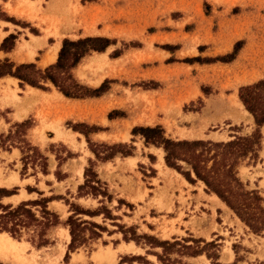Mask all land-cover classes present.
I'll use <instances>...</instances> for the list:
<instances>
[{
    "label": "rangeland",
    "instance_id": "1",
    "mask_svg": "<svg viewBox=\"0 0 264 264\" xmlns=\"http://www.w3.org/2000/svg\"><path fill=\"white\" fill-rule=\"evenodd\" d=\"M81 4L82 7L78 5L73 8V16H77L78 12L82 14L81 21L76 26L72 25L74 30L71 32V39H67L100 36L115 42L106 52H94L85 57L73 75L80 84L90 88H98L105 80L110 83L109 90L101 96V101H90L83 105L86 109L84 121H69L66 125L72 128L76 124L84 123L106 129L109 135L106 140H94L89 136L93 143L92 148L96 151L116 144H126L134 146L132 156H147L152 165L138 164L135 169L139 185V180H142L149 187L148 182L155 176V168L160 174H164L157 162V159L164 160V153L160 148L145 146L139 136H132L131 130L134 127L160 125L164 128L166 137L173 140L228 141L233 135H249L253 131V117L242 106L238 91L242 86L264 80V0H95L90 3L81 1ZM237 42H241V45L232 62H211L217 57L232 53ZM192 58H199L201 61H185ZM112 111H118L121 115L108 123L106 119L108 120V114ZM78 129L87 131L82 127ZM22 133H25L24 130L18 129L13 137L21 139ZM262 136L256 165H247L245 162L238 172L239 178L248 184L250 190H258L264 197V127ZM13 137L3 139V147L8 149L10 145L20 146L21 151L27 154L26 145L17 143V138ZM146 147L152 148L151 152ZM49 150L60 160L67 151L61 145L51 146ZM39 152L43 155L40 150ZM28 154L32 155L31 152ZM116 157L122 158L119 154ZM23 160L24 162L21 159V166L17 167L22 178L43 170L42 163L36 158ZM91 161L95 169L98 160ZM164 166L168 168L165 164ZM10 168L14 169L11 166ZM6 172H9L8 169ZM174 172L172 176H176ZM58 176L62 177L60 174ZM16 181V175L12 173L7 181L0 180V185L9 186ZM25 187L22 184L19 189ZM29 188L39 192L33 185ZM41 188L46 194L43 197L51 196L48 194L51 190L43 184ZM12 189L10 187L7 190ZM66 194L59 196L72 202L68 198V192ZM214 196L216 195L213 194V198ZM10 198H17L19 201L3 198L5 201L2 204L16 206L22 201L37 199L38 196L27 199L31 195L21 191ZM121 201L122 205H127L124 200ZM180 201L184 202L182 198ZM80 204L91 209L98 206L92 200L81 201ZM48 208L57 213L61 221L67 219L68 206L65 208L61 205H50ZM33 209L36 212L40 210L37 207ZM213 216L221 228L219 236H211V239L208 238L209 231L200 230L201 226L207 225V217L200 211L190 214L189 224L193 226V231L181 232L178 237L169 238L166 229L159 231L161 236L156 231H140V221L125 226L132 227L131 231L138 235L146 234L160 241H216L220 245L217 260L219 264H264V232L259 236L254 235L231 210L217 209L213 211ZM60 227L63 226L48 233L51 243L46 247L58 245L59 249L62 248L64 231ZM104 227L108 232L112 230ZM210 228L218 227L211 225ZM201 234H206V239L199 236ZM8 236L21 243V258L17 260L11 255L8 259H0L14 264L48 263L47 254L43 253L47 251L42 249L36 253L32 239L34 238L35 243L37 240L32 237L31 230L23 231L20 239H15L10 234ZM94 242L82 247L91 251ZM129 244L132 248H123L127 253L120 256L119 263L123 259L122 264H138L132 262V256H142L150 264H161L156 256L146 253L149 249L147 246H136L134 242ZM188 244L193 245L192 242ZM200 246L204 244L201 243ZM27 247L32 260L28 259ZM154 251L161 252L160 249ZM208 251L210 252L209 249ZM109 254L113 256L108 249L104 252L100 250L98 255L102 261L111 264L114 256L108 260ZM201 256L206 261L203 259L202 262H197L193 259L195 257L178 258L175 255L173 258L181 260V264H212L205 254ZM231 258L233 261L227 263Z\"/></svg>",
    "mask_w": 264,
    "mask_h": 264
},
{
    "label": "crops",
    "instance_id": "2",
    "mask_svg": "<svg viewBox=\"0 0 264 264\" xmlns=\"http://www.w3.org/2000/svg\"><path fill=\"white\" fill-rule=\"evenodd\" d=\"M78 5L82 7L81 0H0V61L8 60L14 65L33 63L41 70L53 65L57 61L63 39H71V32L74 30L72 25L76 26L81 21L80 12L77 16H73V8ZM11 35L14 36L13 45L9 47L7 44L6 48H3L4 40ZM102 98L70 99L64 97L51 84H48L47 90L28 85L20 88L17 79L10 76L0 78V135L5 137L14 133L16 124L31 120L32 126L26 131L24 138L31 146L43 153L47 164L46 173L40 171L22 178L17 169L21 166L23 156L21 149L15 145H10L8 149H0V180L7 181L12 173L17 178V181L11 185L2 184L0 188H19L25 184V189H19L17 192L24 191L25 194L31 195V198L27 199H32L38 194L29 193L26 188L33 185L42 192L41 184H43L51 190L48 193L51 196L67 195L66 192H68V198L81 207L85 208L80 204L81 201L92 200L98 206L94 209H85L95 210L104 204L112 211V215L117 217L116 221H112L105 219L103 215L82 216L84 219L107 226L112 230L110 233H102V237L93 243L91 251L80 247L70 253L67 263H64L63 259L70 242V235L66 227H60L65 232L62 234L61 249L58 245L35 248L36 253L42 249L47 251L43 253L47 254L48 263L46 261L42 264H109L107 261H102L98 255L100 250L104 252L108 249L114 256L111 264H118L120 256L127 253L123 251V248L129 247L130 242L123 241L122 234L113 225L114 222L134 225L140 221V231L151 233L156 231L161 236L159 231L166 229L169 238L178 237L181 232L193 231V226L189 224L190 214L200 211L207 217V225L201 226L200 230L209 231V239L211 236H219L221 227L217 225L213 211L217 209L230 211V209L218 197L213 198V194H207L202 182L190 184L182 175H177L173 170L166 168L164 160L161 159H157V162L164 174H160L155 168V176L148 182L149 187L144 185L142 180H139V185L135 172L138 164L152 165L148 157H144L143 154L139 157L136 155L115 157L110 161L96 162L95 172L112 196L111 202L106 199L104 201L101 197H77L78 187L84 182L85 167L89 160L95 161V158L87 147L85 137L73 131L66 123L84 121L86 109L83 105L90 101H101ZM106 122L109 123L110 120L106 119ZM108 137L107 131H99L90 136L94 140H106ZM58 145L67 149L61 160L49 150L51 146ZM151 149L146 147L149 152ZM7 169L9 172H6ZM173 172L176 176H172ZM58 174L62 176L59 179ZM19 193L3 198L15 200L10 197ZM45 195L43 193V196ZM3 198L0 203L5 201ZM180 198L184 200V204L181 203ZM118 200H124L126 204L132 205V210L125 205L120 206ZM50 205H61L67 208L63 200H53L48 203V206ZM126 212L129 214L127 215ZM67 214L70 215L69 212ZM211 225L218 228L212 229ZM6 236L14 241L8 234ZM199 236L206 239V234ZM129 248H132V245ZM26 249L28 259L32 260L29 248ZM96 255H98L97 258ZM109 255L108 260L113 258L111 254ZM5 256L0 258L8 259L11 255ZM202 257L197 256L193 259L202 262L205 258ZM2 259L0 262L4 264H14ZM15 259L19 258L15 257ZM232 259H229L227 263L232 262Z\"/></svg>",
    "mask_w": 264,
    "mask_h": 264
},
{
    "label": "trees",
    "instance_id": "3",
    "mask_svg": "<svg viewBox=\"0 0 264 264\" xmlns=\"http://www.w3.org/2000/svg\"><path fill=\"white\" fill-rule=\"evenodd\" d=\"M82 3H90L95 0H81ZM14 36L6 38L2 44L3 48L13 45ZM114 40L107 37H84L77 40L63 39L57 61L45 68L38 69L35 64L14 65L8 60L0 61V78L10 76L19 81V87L25 85L47 90L48 84H51L64 97L70 99H89L99 98L109 90V80H105L98 88H90L80 84L73 75V70L79 63L91 53H104L107 48L114 45ZM241 42H237L233 52L217 57L211 62L230 63L235 59L240 48ZM7 47V48H9ZM188 63L201 61L199 58L185 60ZM238 98L245 110L253 117L254 128L249 135H233L228 141L212 140H173L166 137L162 126H137L131 130V135L139 136L145 146L160 148L164 153L165 165L182 175L190 184L198 181L204 185V191L207 194L216 195L228 209L243 223L254 235L259 236L264 232V197L258 190H250L248 184L239 178V167L246 162L247 165H256L259 159V152L262 146V128L264 127V80H259L251 85L242 86L238 91ZM115 115V116H114ZM118 111H112L108 114V119L112 120L120 116ZM32 126L31 120H25L15 125L14 133L7 136L0 135V148L3 147V139H11L13 134H17L18 129L24 130L21 139L17 137V143L26 145L23 159L28 160L36 158L42 163V172L46 173V157L42 155L36 147L31 146L24 138L26 131ZM78 127L87 129L79 130ZM73 131L81 133L88 144L90 152L99 162H106L114 159L118 154L124 158L133 155L134 146L126 144H116L111 147L103 148L102 151H96L92 148L93 143L89 136L99 131H105L101 127L88 125L84 123L76 124L71 128ZM16 144V143H15ZM13 146V145H12ZM9 147V146H8ZM20 148V146H19ZM23 148V147H22ZM31 152L32 155L28 153ZM89 160L88 167L84 170V182L78 187L77 197L91 196L93 198L101 197L104 201L111 202L112 196L108 193L106 186L102 183L95 169L94 164ZM59 179V176H57ZM19 188L12 190L0 188V201L3 197L17 194ZM29 193L36 192L38 198L34 200L22 201L16 206L3 205L0 203V233H8L15 239L22 237V232L32 231L34 238L32 244L36 248H42L51 242L48 233L58 226L66 227L69 231L70 242L64 256V262H68L70 253L76 249L87 245L102 237V233H107L106 227L82 218V216L103 215L105 219L116 221L117 217L112 215L106 205H101L95 210L85 209L80 205L70 202L61 196L43 197L42 192L27 187ZM53 200H63L68 206V215L65 221H61L60 216L48 208V203ZM121 206L123 202L118 200ZM126 206L132 208L130 204ZM39 208L37 212L33 208ZM117 231L122 234L125 242H134L136 246L144 245L149 249L147 254L156 256L161 264H181L178 258L197 257L205 254L212 264H219L220 245L216 241L205 242L202 240H168L160 241L146 234L138 235L131 231L132 227L113 223ZM110 233V231H109ZM144 242L141 243L140 241ZM192 242L193 245L188 243ZM203 243L204 246H200ZM160 249L161 252L154 250ZM210 250V252L208 251ZM208 251V252H207ZM178 258H173V256ZM123 259L119 264H122ZM132 262L138 264H150L142 256H132Z\"/></svg>",
    "mask_w": 264,
    "mask_h": 264
},
{
    "label": "bare ground",
    "instance_id": "4",
    "mask_svg": "<svg viewBox=\"0 0 264 264\" xmlns=\"http://www.w3.org/2000/svg\"><path fill=\"white\" fill-rule=\"evenodd\" d=\"M243 106V105H242ZM248 115H250L247 112ZM17 202L19 201L18 199ZM14 201V200H13ZM22 253V248L21 246L9 239L6 234H0V256L1 257H6L5 255H12L16 258H21Z\"/></svg>",
    "mask_w": 264,
    "mask_h": 264
}]
</instances>
